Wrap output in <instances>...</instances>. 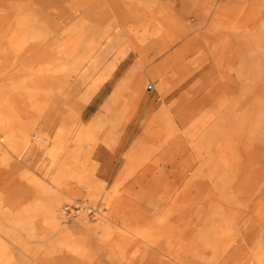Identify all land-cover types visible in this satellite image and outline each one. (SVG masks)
<instances>
[{
  "label": "rangeland",
  "instance_id": "obj_1",
  "mask_svg": "<svg viewBox=\"0 0 264 264\" xmlns=\"http://www.w3.org/2000/svg\"><path fill=\"white\" fill-rule=\"evenodd\" d=\"M92 2L99 18L61 23L62 1L0 0V264H42L44 239L13 222L8 194L58 199L59 264H264V28L245 20L249 0ZM167 16L179 29L161 30ZM89 38L74 54L103 39L101 61L79 80L62 47ZM134 70L144 96L137 76L113 105ZM191 108L187 131L178 115Z\"/></svg>",
  "mask_w": 264,
  "mask_h": 264
},
{
  "label": "bare ground",
  "instance_id": "obj_2",
  "mask_svg": "<svg viewBox=\"0 0 264 264\" xmlns=\"http://www.w3.org/2000/svg\"><path fill=\"white\" fill-rule=\"evenodd\" d=\"M59 1H62L65 5V8H66V9H64L58 13H57V11L56 12L54 11L55 13H57L59 15L61 23L67 21L69 18H72L74 15L76 16L79 13L80 14L83 13L85 15H88L92 18V20H94L95 17L99 18L103 14V11H104L101 8L104 5L99 4V3L94 5L92 2L93 0H59ZM194 1L195 0H183V2H184L183 4L185 5L188 3H194ZM45 2L42 1L40 3L45 4ZM263 3H264V0H249V2L247 4L246 9H247L248 14L247 15L245 14V16H246L245 20H247L249 24L251 23L253 30H255L254 26L256 25V23H261V27L264 28V10L262 9ZM42 4H40V5H42ZM115 6H118V5H115ZM27 8L30 12H32V10L30 9L29 6ZM39 10L35 11V15H37L40 18L45 17V19L47 18V20H50L54 24H56V22L53 21V18L51 15L49 16L45 11H43L40 8H39ZM115 17H117V19H115L113 21L114 25L113 24L111 25L112 26L110 28L111 33H113V31L114 32L117 31L122 26V24L120 23V21L118 19L117 13H115ZM247 17H249V18H247ZM160 23H161V26H160L161 30L170 31L171 28H175V27L179 29V24H178L177 20H175L169 16H167L162 21H160ZM87 24H89L88 28L90 29V31H93V29L95 28L94 24L93 23L91 24V20L86 21L84 17L81 18V22L79 23L78 28L82 29V28L86 27ZM256 31H258V30L256 29ZM105 32H108V31H103V33H102V36L104 37V38L103 37L102 38L104 39V41H106V39L108 38L107 35L105 36ZM103 39H98L91 50L86 51L83 55L81 54L80 56H76L74 54L76 52L75 50H77L80 46H86V45L90 46L92 43L91 38H89L86 42H84L82 44H81V42L80 43H77V42L74 43L72 41H67L64 43V45L62 47V53H63L62 55H67L69 58L68 59L69 67L67 69L69 71L71 70V71L75 72V74L78 75L79 80L87 77L88 74L90 73V71L96 69L97 66L100 64L101 58L100 57H94V52H95L94 50L99 46L100 42L103 41ZM11 41H13V40H11ZM106 45H110V41L106 42ZM168 46H169V43L164 44L163 48H167ZM103 50L104 49H102V51ZM102 53L104 54L105 52H102ZM61 60H62V57H61ZM259 63H261V62H259ZM239 72H240V74H242L241 70ZM146 73L151 75L150 72H146ZM137 76L140 78V82L138 84L137 94L139 96H144L145 78L143 77V74H138L137 71L134 70L129 74V76L121 84V86H119L117 93L115 94L114 99L112 100L113 105L117 104V102H120L121 99H125L128 96H130L129 94H126L124 91L126 90L129 92L131 85L133 84V81ZM153 76L154 75H152V77ZM107 109H109V108L107 107ZM115 110H116V112L119 111L117 106L115 107ZM107 111H109V110H107ZM195 111L196 110L194 108H191L190 110L184 111V112L180 113V115H178L179 122L183 125V127L187 131H189V127H191V125H192L193 116H194ZM149 112H148V114H149ZM160 117L166 122V124L170 128L173 126L174 119H173L172 115H170V112L167 109L162 108V110L160 112ZM50 120H51V118L47 119V117H46L45 121H44V125H45L47 130L50 128H53L52 126H50ZM99 126H100V122H96L93 124L92 128H93V130H96V129H99ZM85 131L86 132L84 133V135H81L77 139L76 143H77V146L79 149L82 147L84 142H86L88 140H93L92 136L89 135V134H91V135H93V134L88 132L87 129ZM58 134L59 133H57L58 140H60L59 139L60 136ZM189 134L193 135L192 133H189ZM38 135H40V134H38ZM38 135H36V136H38ZM24 142L26 143L25 140H24ZM10 143H12L11 137H10ZM34 149H35V146L34 145L31 146L30 152ZM50 153L52 154V152H50ZM184 166L185 167L187 166L186 163L181 165V168L182 167L184 168ZM77 176H79L81 178V175H77ZM37 188L40 190L43 189V187H40V186ZM161 199L162 198H159V201ZM58 202L59 201L56 197L45 198L41 194H37L35 196H32V198H31V196H13V197H10V194H8V196L5 199L6 213L10 214V211H11L13 214H15L13 222L16 223L17 225L21 226L25 230H30V231L33 230L34 232L35 231L38 232V236L41 239H44V242L42 243V245L37 247L32 253V256L39 259L42 264H59L60 263L59 261L54 259L59 254L57 244L59 242L60 231L63 229L61 226V223L59 221V218H58V212H57ZM224 207H226V206H224ZM111 217H112V215H111ZM32 224H36L38 226L35 229H32V227L30 226ZM42 224L48 225V228L46 231H42L43 230V227H41ZM0 230H1V227H0ZM8 236H10V234H8ZM11 236L14 237L13 235H11ZM188 238L189 237L183 239V241H186ZM208 245H212V242L210 241L208 243ZM71 251L72 252L77 251L75 246H71ZM29 252H30V250H29ZM40 253H42V254H40ZM214 255H215L214 257H216V258L218 257V250H215Z\"/></svg>",
  "mask_w": 264,
  "mask_h": 264
},
{
  "label": "built area",
  "instance_id": "obj_3",
  "mask_svg": "<svg viewBox=\"0 0 264 264\" xmlns=\"http://www.w3.org/2000/svg\"><path fill=\"white\" fill-rule=\"evenodd\" d=\"M83 203L82 202H77V203H73V204H66L62 211L64 214L69 215V216H75L80 209L83 207ZM89 212L92 211V208L89 207L88 209Z\"/></svg>",
  "mask_w": 264,
  "mask_h": 264
}]
</instances>
